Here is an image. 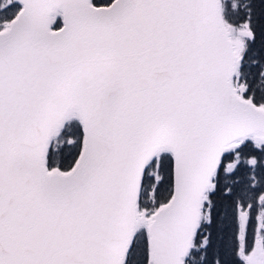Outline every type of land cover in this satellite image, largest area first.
Returning <instances> with one entry per match:
<instances>
[{
    "label": "snow or ice",
    "instance_id": "6c2138e0",
    "mask_svg": "<svg viewBox=\"0 0 264 264\" xmlns=\"http://www.w3.org/2000/svg\"><path fill=\"white\" fill-rule=\"evenodd\" d=\"M0 264H264V0H0Z\"/></svg>",
    "mask_w": 264,
    "mask_h": 264
}]
</instances>
